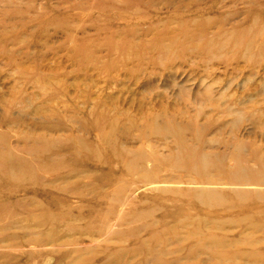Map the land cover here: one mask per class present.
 Wrapping results in <instances>:
<instances>
[{
    "label": "rangeland",
    "instance_id": "1",
    "mask_svg": "<svg viewBox=\"0 0 264 264\" xmlns=\"http://www.w3.org/2000/svg\"><path fill=\"white\" fill-rule=\"evenodd\" d=\"M0 157V264H264V0H0Z\"/></svg>",
    "mask_w": 264,
    "mask_h": 264
},
{
    "label": "bare ground",
    "instance_id": "2",
    "mask_svg": "<svg viewBox=\"0 0 264 264\" xmlns=\"http://www.w3.org/2000/svg\"><path fill=\"white\" fill-rule=\"evenodd\" d=\"M1 158V157H0ZM5 160H6V158H4ZM2 160V159H1ZM0 160V161H1ZM1 164V163H0ZM5 163H3V165H4ZM6 166V165H5ZM2 167V166H1ZM10 171V170H9ZM12 173V172H11ZM5 175V174H4ZM0 206H2V205H0ZM1 208V207H0ZM3 210V209H2ZM6 210H7V208H6ZM6 213V212H5ZM6 215V214H5ZM7 215H8V213H7ZM8 222V221H7ZM10 222H11V220H10ZM10 224V223H9Z\"/></svg>",
    "mask_w": 264,
    "mask_h": 264
}]
</instances>
